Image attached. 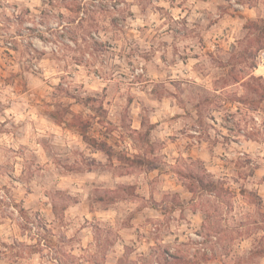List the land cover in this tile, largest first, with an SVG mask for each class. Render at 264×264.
<instances>
[{
    "label": "clouds",
    "instance_id": "obj_1",
    "mask_svg": "<svg viewBox=\"0 0 264 264\" xmlns=\"http://www.w3.org/2000/svg\"><path fill=\"white\" fill-rule=\"evenodd\" d=\"M0 264H264V0H0Z\"/></svg>",
    "mask_w": 264,
    "mask_h": 264
}]
</instances>
